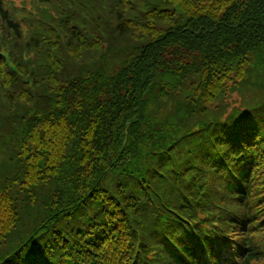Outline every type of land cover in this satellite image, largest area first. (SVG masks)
Wrapping results in <instances>:
<instances>
[{"label":"trees","instance_id":"16d2710c","mask_svg":"<svg viewBox=\"0 0 264 264\" xmlns=\"http://www.w3.org/2000/svg\"><path fill=\"white\" fill-rule=\"evenodd\" d=\"M258 198L264 0H0V264H260Z\"/></svg>","mask_w":264,"mask_h":264},{"label":"rangeland","instance_id":"374dc122","mask_svg":"<svg viewBox=\"0 0 264 264\" xmlns=\"http://www.w3.org/2000/svg\"><path fill=\"white\" fill-rule=\"evenodd\" d=\"M8 1H10L11 3H14L16 5H20L22 0H8ZM226 104H228V109H227L226 113H230L233 109L239 108L240 105L242 104V102L240 101V98L237 94H232L230 100ZM260 197H263V195H260ZM257 201H259L257 204L258 206L261 202L264 204V199H262V198H258ZM260 236H258V237H260ZM259 241H262V240H259ZM261 252L264 253V248L262 249ZM260 264H264V262H262Z\"/></svg>","mask_w":264,"mask_h":264}]
</instances>
